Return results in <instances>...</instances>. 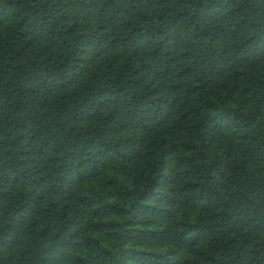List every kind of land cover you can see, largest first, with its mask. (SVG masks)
Wrapping results in <instances>:
<instances>
[{
  "label": "trees",
  "instance_id": "1",
  "mask_svg": "<svg viewBox=\"0 0 264 264\" xmlns=\"http://www.w3.org/2000/svg\"><path fill=\"white\" fill-rule=\"evenodd\" d=\"M0 264H264V0H0Z\"/></svg>",
  "mask_w": 264,
  "mask_h": 264
}]
</instances>
